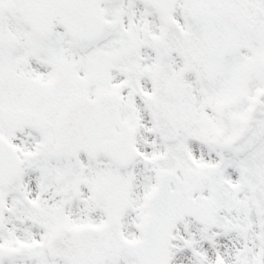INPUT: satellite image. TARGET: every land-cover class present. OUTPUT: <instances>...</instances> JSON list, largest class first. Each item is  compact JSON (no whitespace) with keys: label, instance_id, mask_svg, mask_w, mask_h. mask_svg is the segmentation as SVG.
<instances>
[{"label":"snow or ice","instance_id":"obj_1","mask_svg":"<svg viewBox=\"0 0 264 264\" xmlns=\"http://www.w3.org/2000/svg\"><path fill=\"white\" fill-rule=\"evenodd\" d=\"M0 264H264V0H0Z\"/></svg>","mask_w":264,"mask_h":264}]
</instances>
